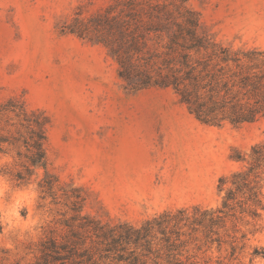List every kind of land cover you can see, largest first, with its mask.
Returning <instances> with one entry per match:
<instances>
[{
    "label": "rangeland",
    "instance_id": "374dc122",
    "mask_svg": "<svg viewBox=\"0 0 264 264\" xmlns=\"http://www.w3.org/2000/svg\"><path fill=\"white\" fill-rule=\"evenodd\" d=\"M118 1L0 0V128L28 134L2 110L23 105L48 161L3 144L0 264H264V168L233 183L264 119L205 124L173 87L127 90L106 45L71 32ZM184 1L216 42L264 50V0Z\"/></svg>",
    "mask_w": 264,
    "mask_h": 264
},
{
    "label": "trees",
    "instance_id": "16d2710c",
    "mask_svg": "<svg viewBox=\"0 0 264 264\" xmlns=\"http://www.w3.org/2000/svg\"><path fill=\"white\" fill-rule=\"evenodd\" d=\"M92 22L93 26H75L71 32L106 45L127 90L173 87L180 101L205 124L237 126L264 119V50L234 49L216 42L195 22V11L184 0H119ZM2 110L22 116L28 134L19 132L20 138L11 140L0 128V153L6 151L4 143L22 140L30 164L47 169L41 122L29 118L23 105L10 103ZM248 163V171L233 175L236 190H253L255 180L250 177L264 168V141L252 147ZM225 181L221 179V190ZM233 195L229 189L225 208L231 207Z\"/></svg>",
    "mask_w": 264,
    "mask_h": 264
}]
</instances>
